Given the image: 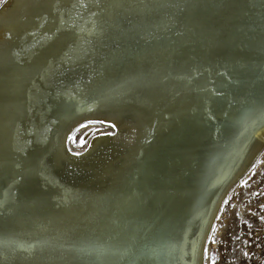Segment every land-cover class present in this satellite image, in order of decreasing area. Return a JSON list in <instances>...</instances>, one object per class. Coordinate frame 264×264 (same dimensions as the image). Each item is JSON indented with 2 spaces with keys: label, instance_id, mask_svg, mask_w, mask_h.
I'll use <instances>...</instances> for the list:
<instances>
[{
  "label": "bare ground",
  "instance_id": "obj_1",
  "mask_svg": "<svg viewBox=\"0 0 264 264\" xmlns=\"http://www.w3.org/2000/svg\"><path fill=\"white\" fill-rule=\"evenodd\" d=\"M67 1L68 0H51V1L3 0L2 3L0 4V25L5 26L8 24H12L14 26L15 24L14 22H16L18 17H20L19 15H21V13L29 11L28 13L25 14V16L22 17L25 18V20H23V22L21 21V24L18 27L19 29H24L26 27L31 26L33 20L37 19L38 16L39 19H37V21L45 17L44 14H46V12L48 13L54 12L56 5L59 2L66 4ZM93 2H97V0H92L90 2L91 6L94 4ZM224 2H227V0L226 1L222 0L221 2L216 1L215 7L216 4H218V6L220 7H223ZM45 4L47 5V7L43 9V7L46 6ZM124 4H125L124 2L122 4H118V7L122 11H124V7L126 6ZM173 4L174 3L172 0H161V3L157 5V7H159L158 12L160 13L161 10L164 8L165 10L167 9L166 11L171 10L173 12L174 10H172L170 7ZM145 5H146L145 0H142L143 8H146ZM263 6L264 5H259L258 3H256L257 8L261 9L263 8ZM28 8L30 9L28 10ZM128 8L129 10L125 9L124 12L132 14L133 16L132 20L141 19L140 24H138L136 21V24L140 28L139 32H143V29H146L148 27L154 28L153 23H155V18H156L155 12L157 10L152 9L150 10V13H148L147 11L145 15L141 16L142 10H138L136 9V7H132L131 5ZM221 9L215 8L214 10L220 11ZM100 13L102 12H97L94 13L93 15H91L92 13H90L89 15L86 16L87 18L84 17L85 19L82 20L81 25L84 28L88 26L91 27L94 22L92 16L95 17L96 21H99L98 15ZM170 15L171 14L169 13L168 22L170 21V17H171ZM146 16L148 18H145ZM195 17L193 22L191 23V26L193 27L197 24V22H200L197 21V19L195 20ZM60 19L61 21L63 20L61 16L59 17V21ZM165 19L167 20V17L162 16L159 21V24H161ZM243 19L244 18L239 20V22L242 21ZM262 19L263 18L261 16L258 17V23L254 25L256 31L249 30V28L248 31L245 28L244 30H242V33H244L245 36L250 35V37L254 33H258V31H260V28H264L262 23L263 21H261ZM73 21H75V19ZM215 23L216 21L210 23V26H213ZM200 25H203L202 21ZM237 25L239 24L237 23ZM246 25L248 24L246 23ZM257 26L259 27V29H256ZM195 28L198 29L199 33L202 31L201 27L200 28L195 27ZM7 31H9V29ZM19 31L17 30V32ZM49 33H51V31L48 32V34ZM3 34L5 33L3 32ZM3 34L1 35L4 36ZM15 36L17 35L15 34ZM221 36H223V34ZM221 36H219L217 39H219ZM18 37L19 40L22 41V39L20 38L22 36H18ZM166 37L167 36L165 35V38ZM33 39L28 41H31L32 44V42L38 39V37L35 38L34 40ZM39 39L41 40V38ZM57 39H59V37ZM208 39L209 38H207L206 40L203 39L204 41L199 44H195L192 41V44L190 45L188 44V42H190V38L186 39L185 36V40L187 43L186 46L180 48V53L183 54L181 61L175 63V61H172L173 57H169L170 58L169 61H171L170 66L166 67L165 64L157 63L156 64L157 68L155 73L149 75V77L151 78L150 79L145 78V80L139 81L140 89L138 93L133 91L135 94L133 103L130 100V98L126 97V95L125 96L116 95L118 94V90L120 88H122L124 85H127L126 84L127 82H122L118 86H113L116 84L111 85L109 83L111 79L109 77L107 67L112 65V62L110 63L107 61L108 59H106L103 60L102 62L101 61L98 62L93 67V69L89 72L85 84L82 86V88L78 91L76 95L75 106L69 109L68 111L65 110L66 112L61 116L57 128H55L54 131L50 134L51 142L52 141L54 142L58 137V132L60 131L61 126L65 124L66 121L72 118H73L71 120L72 123L71 125H69V128H72V126L73 128L70 130V132L66 133L67 135L65 136L66 137L65 139H68L69 135H71V133L75 128H77L81 124L86 123V121H83L78 126H75L77 125L78 122L82 120V118L83 119L85 117L93 118L94 116L96 117L100 113H104V112H110V113L114 112L115 114L127 113V114H131L136 121H134L133 123L134 125L133 124L132 125L130 124L131 126L125 125V127L122 129L123 131L120 129L121 132L115 133L113 131L115 134L109 135V137L106 136L104 138L96 137V140H98L97 143H100L99 148L94 149L93 152H92L93 149H91L90 154L89 153L84 154L85 153L84 152L82 153V155H80V157L84 158L86 162L82 161L80 165L81 164L83 165L78 166L79 170L75 169L76 173L74 177L78 176V179L73 185H74V189L77 188V190H79V187L82 186L80 190V194L77 195L76 197V198L81 197V200L85 199L82 206H76L73 209L71 207H66L62 211L42 210L40 207V209L43 212L40 211L39 214L38 212H33L30 215L26 214L25 216H21V217H20V213H22L23 210H21L20 207L19 208L14 207V210L7 209L9 212H6L4 210L6 213L0 212L1 213L0 215L3 216L0 217V264H36V263L60 264V261H65V259L68 256H71V258H75L81 264H89L90 262L91 264L92 262H99L100 264H103V262L106 261H108L109 264H191L193 259L196 264L198 263L203 264L204 252L202 253V249L205 243L204 240L208 234L210 227L213 226V224L216 221L215 214L217 212V208H218L217 205L220 200L219 197L225 191L227 185H229V182L230 181L232 182V178L235 177V175H237L238 172L239 174H241V172L246 170L248 164L251 163L252 158L254 157L253 154L257 153L258 149H260V147L264 143V133H263V135L256 141L253 148L251 149L250 151L251 154L249 155V158H247V161L241 166V164L244 162L246 157L241 158L240 161H238L237 169L230 172V175H228L224 180L227 182V179L230 176V181L228 182V184H226L225 182V184L223 185L224 181L222 182V179L227 175V173H229L232 166L235 164L236 161L233 162L234 158L237 156L239 150L246 141L240 143V141L237 142L236 140H234L233 136H235V133H237L236 131L232 135H231L232 132L229 133L227 136H222L221 133L225 130L227 131V124H225L226 121L231 120L232 117H235L236 114L239 115L238 119L235 121L236 127H240L239 125L244 126L245 124L244 121L246 120V118L242 120V117L240 116L241 112L238 110L239 101L242 102L243 99L241 98L243 97V95L246 96L250 91L251 89L250 85L255 79V76L257 75L254 74L257 72L256 71V69H258L257 66L262 61H264V42L261 45V47H259L256 50L255 53H253L254 51H252L254 55L253 54L240 55V56L237 55L236 59H238V61L243 62V65L241 64V62H238L236 64V67L232 68L231 63L223 64L222 62L223 59H220V57H218L223 51L222 48H215L214 51L211 52L212 47L207 45L203 46L204 42L207 41ZM4 41L6 44L9 42L8 39H5ZM35 42L37 44V40ZM0 43H1L0 50H3L4 43L2 41H0ZM197 45L203 46V50L197 49V53H193V51L196 50ZM11 48H13V46L9 47V49ZM192 54L196 59L195 61L196 67L194 66V58L191 57ZM201 56H205V57L209 56V57H207L208 59L206 61L205 59L201 60ZM178 57L179 56L176 55L174 56L173 59L178 60L180 58ZM183 57L186 58L187 60L184 61ZM258 58H259L258 61L259 64H257L258 62L256 64H252V62L257 61ZM166 59L167 58H165V60ZM217 62L218 64H216ZM172 65L173 68H175L178 65L179 66L178 68H176V70L172 71ZM163 68L164 70H166L165 73L164 71H162L163 78L165 76L166 79L165 85L162 82L163 80H157L156 78H154L156 72L161 71ZM0 70L2 71V69ZM193 75L194 77L191 78L190 76ZM141 77H145V75ZM169 80L174 81V85L176 86V88L169 87L168 84ZM157 81H161L163 83L164 86L161 85V87L164 88L166 87V93L168 94V97L162 99V101L159 102L158 111H155L153 109V112L149 114L147 117L145 116V111L142 110L141 108H138L137 99L138 97L146 99V96L148 95L144 91V83L147 84L145 85V87L147 86L149 87L151 98L159 94V92H161V88L157 86L156 84ZM24 97L25 96H22L21 98ZM47 102H45V104H47ZM68 104L70 103L68 102ZM72 104L74 105V103ZM132 104H134L133 105L134 107H132ZM139 105H141L140 102ZM152 106L154 107L153 104L150 107ZM0 110H1L0 113L3 114L6 110V106H2ZM49 110L51 111V109ZM41 111L39 110L38 112V120L42 119L43 111L42 112ZM10 121H13V119L11 120L8 119L6 123L3 125V127L6 124L8 125ZM130 121L131 123L133 122L132 120ZM26 124L29 125V123ZM6 126L4 129H2L0 133V140L2 138L1 136H3V132L10 130V128ZM239 137H243V136H239ZM250 140L252 141V139H249L248 144L246 143L245 146L242 148V156L248 150L249 148L248 146L249 144H251ZM118 141L119 144L122 145V148H124L125 150L122 148L118 149L120 152L115 155L118 156V160L116 161V163L112 168V173L110 175V182L106 184V187L109 186L108 190H104V189L97 190L93 194L92 178L96 176V172L98 171V168L100 166L98 165V163H99L100 154L102 152L101 149L104 147L111 148L110 142L114 143ZM225 146L226 147L229 146V148H232V150L229 152L230 154H233L236 149L237 152L234 153L231 160H228L226 162L227 167L225 170V174L221 175V179H219L222 182L221 183L222 186L220 185L221 187L219 189L217 186H215L216 181H218L216 179V181L213 183L212 188H214V186L215 188L212 190V192L210 191L211 189L208 190V188L206 187L208 181L209 182L214 181V180L210 181L209 179L211 178L213 172H215L216 170L215 167L216 164L210 163L209 164L210 167L208 166V169L210 170L209 174H206L207 173L206 171H202V173L207 175L208 180L205 178L204 182H198L197 183L198 187H196L197 192L195 191V193L185 198V196L182 194H184V190L186 189L185 187H188V184L190 185L189 190L192 187L193 178L190 177V175L198 170L199 168L198 163H200L201 166L206 162L209 163L208 160H210L217 152H219V149H223V147ZM186 149L188 151H191L192 153L191 159L184 157L185 156L184 152ZM62 150L64 152V149ZM227 154L228 152L226 153L225 157L227 156ZM71 157L72 156H70V158ZM9 162L8 161L6 162V159H4L3 160L4 166L6 163H8V165L12 164ZM46 164L48 167V162ZM164 164H166V166ZM152 166H154V169H152ZM167 166L171 168V171L162 180L163 178L162 176L165 173L163 169L164 167ZM202 167H204V165ZM4 168H3L4 172L2 173L1 171L0 174V175L3 174V177L8 176L7 174L10 173L8 171H11L10 169L6 170ZM57 170L55 169V171ZM91 180L92 183L90 185L89 183L91 182ZM84 182L85 184H83ZM71 183L72 181L69 184ZM0 185L2 184L0 183ZM4 188L0 189V203L5 199L4 196H6V192H7L6 190H9ZM7 188H9V185ZM203 192L205 193L204 196L202 197V200L206 199L207 197L209 198L204 206H202L204 201H202L201 199L199 203H197V200L201 198ZM214 192H215L214 194L215 196L213 199L212 195ZM13 196H11L12 199ZM193 196L195 198L196 205L200 204L201 207L200 209H198V212L199 210H201L200 217L196 216L197 217L196 220L200 218V225L198 229L195 230V232H193L192 239H190V235H189L187 238L181 240V236L184 235L185 232V231L181 232L182 231L181 216L184 217L186 215L184 213L186 208V203L191 201ZM38 197L42 200L45 198V196L42 193H40ZM211 199L213 200L216 199L215 200L216 202L212 203ZM16 200H17L16 204L14 203L13 205L18 207L20 206L21 201L18 202V199ZM42 200L40 202L44 201ZM141 200H143L142 203ZM100 204H104V205H100ZM211 207L212 209L209 215V219L207 221L205 228H203V232H202L201 231L202 222L204 219H206L208 211L210 210ZM30 209L31 207L29 208V211ZM102 221L105 222L103 223ZM78 223L83 227L82 229L84 230L82 232L80 230L78 238L76 237L74 239L71 233L67 232V226ZM20 227H22L23 229ZM90 229L94 237H97L96 239L98 240V242H94L93 236H90V232H87V230L90 231ZM21 231L29 232L32 240L34 236L35 238L34 242H29V243L27 242V244L24 245L23 243H18L21 245L17 246V243L14 242L13 238L16 237V234L18 238H21V235L19 233ZM198 232L199 235L201 236L199 238H196ZM84 233L85 235L81 237ZM186 242H190L189 244L190 247L188 248V252H185L183 255V252H181L183 249L182 245H184ZM179 247L181 248L179 249ZM91 248H106L109 251L105 252L103 255H101L98 258L96 254L88 251ZM124 249H130L131 251L128 252L127 254L121 255ZM152 250H155V252H153ZM150 253L152 259H148V255ZM3 254H5V257H2L4 256ZM35 255H38L39 258L36 260V262H35Z\"/></svg>",
  "mask_w": 264,
  "mask_h": 264
},
{
  "label": "rangeland",
  "instance_id": "obj_2",
  "mask_svg": "<svg viewBox=\"0 0 264 264\" xmlns=\"http://www.w3.org/2000/svg\"><path fill=\"white\" fill-rule=\"evenodd\" d=\"M2 1L3 0H0V4L2 3ZM123 2L125 3L124 5H127V7H130V5L132 7H135L134 6L135 0H100L99 2L98 1L93 2L94 4L90 6V9L88 8L89 10L87 9L84 16L86 17L90 13H92L91 15H93L94 13L102 12L98 15L99 21H96L95 17L92 16L94 20L93 25L91 27L88 26L84 28L81 25L82 20L84 18L81 16V22H80L81 26L75 32L71 33L67 37L69 42L67 41V38L64 40L60 38L58 34L54 33L55 31L53 29H50L51 33L48 34V32H50L48 28L53 25L55 21L54 19H52L50 22V21H46L47 19H44L43 17L41 20L37 21V19H39L38 16L37 19L33 20V23L35 24L32 23L31 26L29 27H26L24 29H19L18 27L21 24V21L23 22V20H25V18L22 17L25 16V14L28 13L29 11L21 13V15H19L20 17H18L16 22H14L15 24L18 23L17 25L13 23L16 30L12 24H8L5 26L0 25L1 26L0 41L4 43V49L0 50V69H2V71L0 70L1 71L0 72V76H1L0 109L2 106H6L5 112L3 114L0 113V133L2 129H4L5 126L7 125L6 124L3 127L6 121L8 119L9 120L13 119V121H10V123L6 126L10 128V130L3 132V136H1L2 138L0 140V155H1L0 157L2 158V160L0 158V164L2 165V166L0 165L1 167L0 174L1 171L2 173L4 172L3 171L4 167H5L4 169L6 170L7 169L11 170L8 172L10 173L12 172L11 174L8 173L7 174L8 176L5 177H3V174L0 175V183L2 184L0 185L1 186L0 189H3L4 187H5L4 189H9L6 190L7 191L6 196H4L5 199L3 201L5 202L2 201L1 202L2 204L0 203L1 204L0 212L6 213L9 212L8 210H14V207L15 208L20 207L21 210H23V212L20 213V217H21V216H25L26 214L30 215L33 212H38L39 214L40 211L42 210L62 211L66 207H71L73 209L76 206H82L85 199L81 200V197L76 198L77 195L80 194V190L82 186L79 187V190H77V188L74 189V185H73L78 179V176L74 177L76 170H79L78 166L83 165V164L80 165L82 161L86 162V160L84 158H81L80 155H82V153L84 152H85L84 154L86 153L90 154L91 149H93L92 150L93 152L94 149L99 148L100 143H97L98 140H96V137H100V138H104L105 136L109 137V135H113L117 132H121L120 129L122 130L125 127V125L131 126L134 123V121H136L131 114H127V113L115 114L113 112L114 113L113 115V113L104 112L98 114L96 117L94 116L93 118L85 117L84 119L82 118V120L80 119L81 121L78 123H81L83 121H86V123L81 124L80 126L75 128L71 133L72 139L69 140V139H65L66 138L65 136L67 135L66 133L70 132V130L73 128V126L72 128H69V125H71L72 123L71 122V120L73 119L72 118L66 121L65 124L61 126L56 140L54 142L53 141L51 142L50 140V134L54 131L55 128H57L61 116L66 111H68L69 109L75 106L76 95L78 91L82 88V86L85 84L89 72L98 62H100V61H95L93 62L92 66H88V67L84 66L85 64L84 65L81 64L86 59L85 54L87 48L89 50L88 52L92 53L96 50L94 46L97 44H100L102 42L105 43L104 45L111 44L110 48L111 47L117 48L114 52L110 51L111 57H117V56L121 57V55H126L128 59L127 58L125 59H127L130 62H133L135 66L142 63L144 68H148L149 62H154L152 66H154L157 63L164 64L165 58L169 56L168 52L170 51L171 45L165 44V47L168 50H165L164 52L157 41V38H159V36H157L156 29L150 27L143 29V32L138 31L137 35L129 37L131 40V38L136 36L135 42L133 41L130 42L129 47H124L122 45L121 41H124V39H126L124 41L125 44V42L129 38H127L125 34H121L122 37H118L120 36L118 32L119 26L120 25L125 26L126 22L128 20H130L131 22L133 17L132 14L126 13L118 7V4H122ZM258 4L264 5V2L259 0ZM29 9L30 8H28V10ZM49 14L51 13L46 12V14L44 15L47 16ZM56 19L59 20V17H56ZM73 23L79 26L77 23V19H75V21L71 20L72 25ZM70 27L71 25L69 26V28ZM8 29L10 32L7 31ZM17 30L20 31L17 32ZM3 32L5 34H3ZM14 33L17 36H15ZM170 33L174 34V31L171 30L170 32L166 33V36H168ZM1 34H3L4 36H2ZM45 34L49 36L47 37ZM109 34H114V36L110 37ZM18 36H22L20 37L22 41L19 40ZM34 37L35 38L38 37V39L41 38V40L39 39L40 40L39 41L38 39H36L37 40V44H36L35 42L36 40H34L35 39ZM58 37L59 39H57ZM31 38L32 39L34 38L33 39L34 43L32 42V44L31 41H28V40H32ZM5 39L9 40L7 44L4 41ZM42 43L43 46H45L46 48L42 46ZM148 43L150 45L149 50H144L143 48ZM134 45H144V46L141 47ZM10 46H13V48L9 49ZM38 46L39 48L40 47L41 48L39 49ZM90 46H93V48L89 49ZM159 47L160 50H158ZM35 48L37 49V51ZM42 49L45 51H43ZM98 52H100V50ZM98 52H97V56H99ZM144 55L148 57L147 60L149 62L146 60ZM148 72L146 73L149 76L150 74H148ZM257 84L258 82L257 81L255 82L254 79L250 85L251 89L246 96L248 95L250 96V94L254 91L255 86H257ZM22 96L25 97L21 98ZM51 97L53 100L51 99ZM67 101L70 104H68ZM45 102H47V104L49 105L45 104ZM72 103H74V105ZM64 104L65 105L67 104L66 105L67 107ZM243 105H244L243 100L242 102L239 101L238 110L241 112L240 116L244 114L242 116V120H244V118H247L248 116L246 114V111L244 113L245 108L243 109ZM49 109H51V111ZM39 110L40 111L42 110L44 112L43 113L41 111L42 112L41 120H38ZM236 115L235 117H232L231 120L226 121L225 124H227V131H226L227 133L228 132L233 133V131H235L236 128L232 129L231 127H236L235 121L236 118L238 117ZM130 120H132L133 122L131 123ZM26 123H29V125ZM256 128L257 129L254 130L253 137L252 136L250 137V139H252V141L250 140L251 141L250 143L252 145L249 144L250 149L253 148L256 141L263 135L264 123L260 124ZM248 131L249 129L247 128L246 132L239 134V136H243V137H238L235 140L237 142L240 141V143L247 141V139H245V136L247 135ZM110 144H111V148L104 147L101 149L102 152L100 154L99 163H98V165L100 166L98 168V171L96 172V176L92 178L93 183L92 180L89 183L90 185L91 183L93 184L92 186L93 194L97 190H103V189L108 190L109 186L106 187V184L110 182V175L112 173V168L116 163V161L118 160V156L115 155L120 152L118 149L122 148V145L119 144V141L114 143L110 142ZM51 147H53L54 149ZM62 149H64V152ZM250 151L251 150L248 151L247 155L245 156L246 158L244 162L241 164V166L247 161V158H249V155L251 154ZM76 153H79V155H76ZM13 156L15 159L13 158ZM70 156L72 157L70 158ZM76 157L79 159H77ZM4 159H6V162L10 161L9 163H12L9 164L10 166L12 165L11 166L12 168L8 165V163H6L4 166L3 163ZM47 162H48V167L46 164ZM164 165L166 166V164ZM226 167H227L226 163L219 165V171L215 170V172H213L209 180L211 181L217 178L219 182L216 183L215 186H218L221 183V180L219 179H221V175L225 174ZM55 169L58 170L55 171ZM71 169L73 170V172ZM152 169H154V166H152ZM163 170L165 173L162 176L163 177L162 180L166 177L167 174L170 173L171 168L167 166L164 167ZM242 180L244 181L243 184L241 183ZM71 181L72 183L69 184ZM85 182L83 184H85ZM20 184L21 185L23 184L22 188ZM8 185L9 188H7ZM220 185L218 186V189L222 186ZM214 188H212L210 191L212 192ZM40 193H42L45 196V198L43 199L44 201L38 197ZM253 193H255V195H253ZM11 196H13V199L11 198ZM16 199H18V202L21 201L20 206L18 207L13 205L14 203L16 204L17 202ZM200 199L202 200V197L197 200V203H199ZM208 199L209 198L207 197L206 199L202 200L204 201L202 206L205 205ZM41 200L43 202H40ZM142 201L143 200H141V203ZM33 203L35 206L33 205ZM261 205H264V149L255 159L250 169L246 171V174L242 176L240 180L232 187V189L229 191V193L223 200V203L217 214L216 221L213 224L215 225V227L212 226L208 239L204 243L205 248L203 247L204 248L203 264H264V219H262V217H264V207H261ZM30 207L31 209L29 211ZM40 207L42 210L40 209ZM211 209L212 207L208 211L206 219H204L202 222L201 225L202 229L200 228L202 232H203V228H205L207 221L209 219ZM200 214H201V210H199L198 212V215ZM0 217L3 216L0 215ZM19 233L21 235V238H18L17 234L16 237L13 238L14 242L17 243V246L21 245L18 243H23L24 245L27 244V242L28 243L34 242L35 238L33 236V240H32L29 232L21 231ZM200 236L201 235H199L198 232L196 238H199ZM209 237H211V239ZM205 249L207 250V255H205ZM245 253H247V255H245ZM3 255L4 256L2 257H5V254ZM37 259H39L38 255H35V262ZM193 261L191 262V264H196L195 261L194 263Z\"/></svg>",
  "mask_w": 264,
  "mask_h": 264
},
{
  "label": "water",
  "instance_id": "obj_3",
  "mask_svg": "<svg viewBox=\"0 0 264 264\" xmlns=\"http://www.w3.org/2000/svg\"><path fill=\"white\" fill-rule=\"evenodd\" d=\"M48 1H51V0H48ZM91 1L92 0H87V1L86 0H72V1L68 0L66 2V4L59 2L56 5L54 12H52L51 14L44 17V19H47L46 21L51 22L52 19L55 20L53 25L51 27H49L48 29L49 30L53 29L55 31V33L58 34V36L60 38H62L63 40L66 39L71 33L75 32L81 26L80 25L81 16L83 18L85 17L84 15H85L87 9L88 8L90 9V6H91L90 2ZM97 1L99 2L100 0H97ZM172 1L174 4L171 5L170 7L174 11L173 12L171 10L166 11L167 9L165 10V8H164L161 10L160 13L158 12L159 7H157V5L161 3V0H145V2H146L145 7L146 8H143L142 0H135V2H134V6L136 7V9L142 10V15L140 12L141 16L145 15V13L147 11H148V13H150V10H152V9L157 10L155 12L156 13L155 23H153V27H154V29H156L157 36H159V38H157V41H158V43L161 46V49L163 51L168 50L165 47V44L171 45L170 51L168 52L169 56L164 61V64L166 65V67L171 65V61H169V59H170L169 57L174 58V56L178 55L180 58L178 57L179 58L178 60L172 58V61H175V63L178 61L179 62L181 61L183 54L180 53V48L186 46V43H187L185 40V36H186V39L190 38V42H188V44H190V45L192 44V41L195 44H199V43L204 41L203 39L206 40L207 38H209L207 41L204 42L203 46L207 45V46L212 47L211 52H213L215 48H222L223 51L218 57H220V59H223L222 60L223 64L231 63L232 68L236 67V64L238 62H241V61H238V59H236L237 55L240 56V55L253 54L256 52V50L259 47H261V45L264 42V28H260V31H258V33H254L251 37H250V35L245 36L244 33H242V30H244L245 28H246V30H248V28H249V30L256 31L254 25L258 23V17H260V16L263 18L261 21H263L262 23L264 26V6L261 9L257 8L256 3H258V0H227V2H224L223 7L218 6V4H216V7H215V2L216 1L221 2L222 0H172ZM261 1L264 2V0H261ZM46 7H47V5L45 7H43V9H45ZM173 7H174V9H173ZM215 8H220V9L223 8V9H221L220 11H217V10H214ZM125 9L129 10L127 5L124 7V11H125ZM165 13H167V14H165ZM169 13L171 14L170 15L171 17H170V21L168 22V18H169L168 14ZM60 16L63 19V21H59L56 19V17H60ZM162 16L163 17L166 16L167 20L165 19L161 24H159V21H160ZM194 17H195V20L197 19V21H200V22H197V24L193 27V26H191V23L193 22ZM85 18H87V17H85ZM145 18H148V17L146 16ZM242 18H244V19L239 22V20H241ZM74 19H77V23L79 26L75 25L74 23H73V25L71 23H69V21H71V20L73 21ZM120 21H121V19H120ZM131 21H133V22H130V20H128L126 22V26H122V25L119 26L118 32H119L120 36H118V37H122L121 34H125L127 38L132 37L134 35H137V32L140 31V28L136 24V21L138 24H140L141 19H138V20L133 19ZM201 21H202L203 25H200ZM214 21H216V23L213 26H210V23H213ZM187 23H189V24H187ZM237 23L239 25H237ZM246 23L248 25H246ZM241 24H242V26H241ZM70 25H71V27L69 28ZM195 27H199V28L201 27L202 31L199 33L198 29ZM67 28H69V29H67ZM98 29H100V28H98ZM98 29H97V31H98ZM256 29H259V27L257 26ZM171 30L174 31V34L170 33L165 38L166 33L170 32ZM261 32H263V33H261ZM94 33H96V32H94ZM225 33H227V34H225ZM222 34H223V36H221ZM93 35H95V34H93ZM109 36L113 37L114 34H109ZM219 36H221V37L219 39H217ZM135 39H136V36L131 38V40L129 38L125 42V44H124V41L126 39H124V41H121V42H122V45L124 47H129V43L132 41L135 42ZM214 39H216V40H214ZM67 41H68V38H67ZM160 43H162L163 45ZM104 44L105 43L102 42L100 44L95 45L94 47L96 50L92 53H89L88 52L89 50L87 48L86 54H85L86 59L81 64H83V65L85 64L84 66L88 67V66H92L93 62H95V61H101L102 62L103 60H106V59H108V62L111 61L113 64L110 65L109 67H107L109 77L111 79L109 81V83L111 85L116 84L113 86H118L122 82H127L126 83L127 85H124L122 88H120L118 90V94H116V95L117 96H125L126 95V97L130 98V100L133 103L134 102V96H135L133 91L138 93V91L140 89L139 81L145 80V78L150 79L151 77H149L146 72L149 71L148 74H154L156 71L157 65L155 64L154 66H152V64L154 62H149L147 60L148 57L146 55H144V56H145L146 60L149 62L148 68H144L142 63L135 66L133 64V62H130L127 60L128 58L126 57V55H121V57H119V56L111 57L110 51L114 52L117 48H114V47L110 48L111 44L110 45H108V44L104 45ZM69 46H70V44H69ZM134 46L143 47L144 45H134ZM203 46L197 45L196 50H194L193 53H197V49L203 50ZM149 47H150V45L148 43L143 49L149 50ZM91 48H93V46L89 47V49H91ZM99 50H100V52H98ZM158 50H160V47ZM252 51H254V52L252 53ZM97 52H98L99 56H97ZM191 57L194 58V55L192 54ZM207 57H209V56H207ZM207 57L201 56V60L205 59L207 61V59H208ZM125 58H127V59H125ZM183 60L185 61L187 59L183 57ZM195 61H196V59L194 58V66L196 67ZM258 61H259V58L257 59V61L252 62V64H256ZM216 64H218V62ZM241 64L243 65V62H241ZM257 64H259V62ZM178 66L173 68V65H172V71L176 70V68H178ZM257 67H258V69H256L257 72L254 73L255 75L257 74L256 75L257 77L255 76L256 77L255 82L256 81L258 82L257 86H255V89L250 94V96L249 95L248 96L243 95V97L241 98V99H243V103H244V105H243V109L245 108L244 113L246 111V114L248 115L246 120L244 121L245 124H244V126L239 125L240 127H231L232 129L236 128L235 131L238 132V133H235V136H233L234 140L239 137V134L246 132V130L248 128L249 131H248L247 135L245 136V139H247V141L244 143V145H242L237 156L234 158L233 162H235V161L236 162L232 166L229 173H227V175L222 179V182L225 180V178L228 175H230V172H232L233 170H235L237 168L238 161H240L241 158H244L247 155L248 151L251 150L250 145H249L248 150L242 156V148L245 146L246 143L248 144L250 137L251 136L253 137L254 130L257 129L256 127L259 126L260 124L264 123V61H262ZM259 67H261V68H259ZM162 71H164V73H165L166 70H164V68H163L161 71H157L154 78H156L157 80H163L162 82L165 85L166 79H165V76L163 78ZM6 74H7V72H6ZM254 74H253V76H254ZM144 75H145V77H141ZM190 77L193 78L194 75L190 76ZM0 78H1V76H0ZM162 82L161 81L156 82L157 86L161 88V92H159V94L153 96L152 98H151L149 87L148 86L145 87V85H147V84L144 83V91L148 95L146 96V99L141 98V97H138V99H137L138 100V104H137L138 108H141L142 110H144L145 116H147V117L149 114H151L153 112V109L155 111H158L159 102L162 101V99L168 97V94L166 93V87L165 88L161 87V85H163ZM168 84H169V87L176 88L173 80H169ZM258 88H260V89H258ZM139 102L141 103V105H139ZM152 104L154 105V107L153 106L150 107ZM133 105L134 104H132V107H134ZM236 116H239V115H236ZM237 119H238V117L236 118V120ZM79 124H81V123H78L75 126H78ZM235 131H233V133ZM229 133H231V132L226 133V130H225L221 133V135L227 136ZM233 133H231V135ZM207 144H209V143H207ZM263 149H264V143L260 147V149H258L257 153L253 154L254 157L252 158L251 163L248 164L245 171L241 172V174H239V172H238L237 175H235V177L232 178V182L230 181V176L228 177L227 182L224 181L223 185L225 184V182H226V184H228L229 181L230 182H229V185H227L225 191L219 197L220 200H219L218 205H217L218 208H217V212L215 214V218L219 212L218 209H220L224 198L227 196L229 191L232 189L233 185L236 182H238L242 176H244L245 172L251 167L254 160L257 158V156L260 154V152ZM231 150H232V148H229V146L228 147L225 146V147H223V149H219V152H217L210 160H208L209 163L206 162L205 164H203L204 167H202L203 165L201 166V164L198 163V167H199L198 170L193 172L190 175V177L193 178V180H192L193 185L189 190L190 185L188 184V187H185L186 189L184 190V194H182V195H184L186 198L189 195L195 193L196 187H198L197 183L198 182H204L205 181L204 179L205 178L207 179L206 174H209L210 170L208 169V166L210 163L211 164L215 163L216 164L215 165L216 170L219 171V165L225 164L228 160H231L234 153L237 152V149L235 150V152L233 154L229 153ZM227 152H228V154L225 157ZM184 155H185L184 156L185 158L191 159L192 153H191V151H188L186 149L184 152ZM207 169H208V171H207ZM202 171H206L207 173L204 174V173H202ZM216 179L212 182L208 181L207 186H206L208 188V190L212 189L213 183L216 181ZM217 182L218 181H216V183ZM199 190H201V189H199ZM204 193L205 192L202 193L201 197L204 196ZM214 194H215V192L212 195L213 199L215 196ZM213 199H211L212 203L216 202L215 201L216 199L215 200H213ZM100 205H104V204H100ZM200 208H201L200 204L196 205V201H195L194 196L192 197L191 201L186 203V208L184 211V213L186 215L184 217L181 216V221H182V223H181L182 231L181 232L185 231L184 235L181 236V240L187 238L189 235H190V239H192L193 232H195V230L198 229V227L200 225V218L198 220H196L197 219L196 216L198 215V209H200ZM198 217H200V215H198ZM102 222L104 223L105 221H102ZM82 228L83 227L79 223L78 224H72L70 226H67V232H70L72 237L75 239L76 237L78 238L80 230H81V232L84 230ZM211 229H212V226L210 227L208 234L210 233ZM56 231H54V232H56ZM58 231H61V230H58ZM87 232H90V236H93L94 242H98V240L96 239L97 237H94V235L91 232V229H90V231L87 230ZM85 233L81 237H83L85 235ZM208 234H207L204 242L207 241L208 236H209ZM40 241H42V240H40ZM189 244H190V242H186L184 245H182L183 249L181 252H183V255L185 252H188V248L190 247ZM203 247H205V244L203 245ZM180 248L181 247H179V249ZM203 252H204V248L202 249V253ZM88 258H90V257H88ZM148 259H152L151 253L148 255ZM98 263L99 262H92V264H98ZM60 264H81V263L78 260H76L75 258H71V256H68L65 259V261H60ZM89 264H91V262ZM103 264H109V262L106 261V262H103Z\"/></svg>",
  "mask_w": 264,
  "mask_h": 264
},
{
  "label": "snow or ice",
  "instance_id": "obj_4",
  "mask_svg": "<svg viewBox=\"0 0 264 264\" xmlns=\"http://www.w3.org/2000/svg\"><path fill=\"white\" fill-rule=\"evenodd\" d=\"M69 140L72 139L71 135H69L68 137ZM76 155H79V153H76ZM241 183L243 184L244 181L242 180ZM253 195H255V193H253ZM261 207H264V205H261ZM262 219H264V217H262ZM213 227H215V225H213ZM211 239V237H209ZM91 253L96 254V256L99 258L101 255H103L105 252L109 251L106 248H91L88 250ZM130 249H124L123 252L121 253V255L127 254L128 252H130ZM153 252H155V250H152ZM205 255H207V250L205 249ZM245 255H247V253H245ZM214 259V258H213Z\"/></svg>",
  "mask_w": 264,
  "mask_h": 264
}]
</instances>
